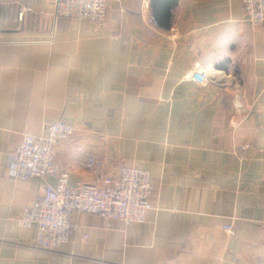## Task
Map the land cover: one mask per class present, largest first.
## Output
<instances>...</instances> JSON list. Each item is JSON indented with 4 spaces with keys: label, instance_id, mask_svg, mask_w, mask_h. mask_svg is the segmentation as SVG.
<instances>
[{
    "label": "crops",
    "instance_id": "1",
    "mask_svg": "<svg viewBox=\"0 0 264 264\" xmlns=\"http://www.w3.org/2000/svg\"><path fill=\"white\" fill-rule=\"evenodd\" d=\"M52 10L0 0V264H264V23H246L242 0H177L168 30L151 0H111L100 23ZM54 122L77 129L55 147L56 175L10 178L20 136ZM123 166L155 184L144 222L72 214L56 259L17 226L60 174L77 186Z\"/></svg>",
    "mask_w": 264,
    "mask_h": 264
},
{
    "label": "built area",
    "instance_id": "2",
    "mask_svg": "<svg viewBox=\"0 0 264 264\" xmlns=\"http://www.w3.org/2000/svg\"><path fill=\"white\" fill-rule=\"evenodd\" d=\"M51 16L81 22L104 21L111 0H52ZM244 18L251 27L264 23V0H242ZM19 13V18L23 16ZM153 21V20H152ZM190 79L201 86L212 83L204 70H197ZM77 129L67 123L49 124L43 134H22L17 146L8 153L7 172L13 180H46L56 175L55 147L69 140ZM244 146L243 149H247ZM89 172L97 173L98 164L89 158L85 164ZM154 183L149 173L136 167H119L112 173L96 176L90 183L71 186L67 175L60 174L56 187L46 185L31 208L17 218L19 228L37 227L35 248L51 259L60 256V248L69 243L77 226L70 222L72 214H90L107 221L125 224L142 223L148 210ZM223 229L231 234L230 225Z\"/></svg>",
    "mask_w": 264,
    "mask_h": 264
},
{
    "label": "trees",
    "instance_id": "3",
    "mask_svg": "<svg viewBox=\"0 0 264 264\" xmlns=\"http://www.w3.org/2000/svg\"><path fill=\"white\" fill-rule=\"evenodd\" d=\"M177 5V0H151V7L153 16L155 19V24L159 27L168 30L171 25L172 14L170 13V9ZM228 61H223L215 65L217 70L227 71L226 63Z\"/></svg>",
    "mask_w": 264,
    "mask_h": 264
},
{
    "label": "rangeland",
    "instance_id": "4",
    "mask_svg": "<svg viewBox=\"0 0 264 264\" xmlns=\"http://www.w3.org/2000/svg\"><path fill=\"white\" fill-rule=\"evenodd\" d=\"M68 19V18H67ZM226 73V72H225ZM224 75H228V74H224ZM210 76V75H209ZM230 78V81L229 82H223L222 80H220L221 79V77H219V76H217V78L216 79H214L213 81H215V80H219L221 83H218V84H223V85H231L232 83H231V77H229ZM224 79H226L225 77H224ZM216 82V81H215ZM225 88H228V89H230L231 87L230 86H227V87H225ZM228 105V104H227ZM230 106H231V108H232V110H236V104H235V102H233V103H231L230 104ZM248 146V148L247 149H243V147L244 146ZM243 147H242V150H248L249 148H250V145L249 144H245ZM151 177V176H150ZM153 180V179H152ZM154 183V182H153ZM154 188H155V184H154ZM154 192V191H153ZM153 194V193H152ZM152 196V195H151ZM150 199V198H149Z\"/></svg>",
    "mask_w": 264,
    "mask_h": 264
}]
</instances>
